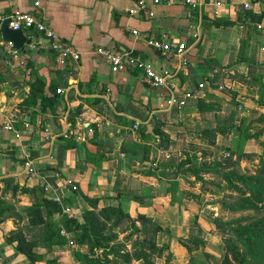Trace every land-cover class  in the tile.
<instances>
[{
    "label": "crops",
    "instance_id": "1",
    "mask_svg": "<svg viewBox=\"0 0 264 264\" xmlns=\"http://www.w3.org/2000/svg\"><path fill=\"white\" fill-rule=\"evenodd\" d=\"M143 1L145 9L136 0H0V14L34 12L78 55H61L34 30L22 31L30 43L11 55L0 37V264H30L4 238L22 226L18 216L27 222L21 212L31 203V192L21 187L38 184L61 213L78 220L91 209L86 196L99 199L98 206L118 202L131 217H150L167 229L170 244L187 236L191 217L206 228L197 201L176 185L183 165L175 172L160 165L173 161L177 166L175 141L194 142L193 135L210 145L200 131L214 132V144L223 133L213 113L243 92L241 76L250 55L245 48L239 58L240 43L248 36L247 26L257 23L245 26L242 17L261 14L258 24L264 27V0H191L196 4L191 17L183 0ZM150 37L185 45L186 64L175 71L173 97L199 83L202 88L181 107L167 103L170 92L150 87L141 71H111L109 62L93 52L108 48L155 71L175 70L172 50L152 48L146 42ZM35 82L41 84L39 97H55L42 110L37 97L34 105L23 104ZM65 143L70 146L64 148ZM14 184L15 190L9 186Z\"/></svg>",
    "mask_w": 264,
    "mask_h": 264
},
{
    "label": "rangeland",
    "instance_id": "2",
    "mask_svg": "<svg viewBox=\"0 0 264 264\" xmlns=\"http://www.w3.org/2000/svg\"><path fill=\"white\" fill-rule=\"evenodd\" d=\"M247 45L246 49L253 61L252 64L256 65L253 71L264 74V28L257 32L254 26L249 25ZM241 91L243 92L238 98L233 97L226 103H220L219 109L213 113L216 127L223 130V133L217 136L215 144L211 146L201 144L191 135L190 138L192 137L194 142L175 141L172 148L174 149L172 151L178 149L177 165H183V175L176 185L185 187L179 191L180 193H184L186 197L191 196L197 201L200 209L197 215L201 218L200 223L206 228L196 222V217H191L188 225L191 228L187 236L179 239L178 243L170 244L169 232L166 228H161L152 235L150 226L146 225L142 230L143 225L138 222V230H135L122 220L112 227L116 235V248L130 252L136 240L141 238L152 240L155 248L150 252L149 258L153 264H220L224 256L230 258L226 240L239 246L231 228L243 224L245 220L258 219L264 215V193H259V199L262 200L257 202L258 210H245L242 206L243 196L248 195V188L236 180L235 176H227L231 174L230 172H235L236 175L258 177L260 159L264 158V130L256 138L249 137L264 129V92L260 82L244 85ZM259 179L261 182L262 179ZM251 184L257 185L253 182ZM170 190H173L172 186ZM172 192V195H175L174 191ZM30 204L27 203L22 209ZM21 214L25 216L24 211ZM59 217L54 214L51 219L53 221ZM17 219L23 222L17 229L22 231L27 240L34 242L33 251L42 253L41 264H85L74 254L88 253L87 245L74 243V236L78 232L63 230L62 243L43 247L41 227L29 228L25 217L22 219L18 216ZM112 221L114 220L110 219L108 224H112ZM194 222L200 229L196 230ZM192 237L202 243L194 247ZM97 253L98 250H95V255ZM108 259L111 261L110 264L122 261L118 256L111 254L108 255ZM122 263L141 264L140 261L133 259Z\"/></svg>",
    "mask_w": 264,
    "mask_h": 264
},
{
    "label": "trees",
    "instance_id": "3",
    "mask_svg": "<svg viewBox=\"0 0 264 264\" xmlns=\"http://www.w3.org/2000/svg\"><path fill=\"white\" fill-rule=\"evenodd\" d=\"M261 20V14L252 15L251 13H245L241 22L245 25V22L247 24H250L251 22L259 23ZM248 29L249 25L247 26V31ZM247 43L248 36L245 40H241L239 49L241 53V57H239L240 59L242 58L243 49L248 46ZM247 62V73L245 76H241V80L246 85L260 82V86L264 92V87L262 85L264 74H258L253 71V69L256 68L255 65L252 64L253 61L251 59ZM40 86L41 84H39V82H35L30 85L29 95L23 101V104L34 105L37 97L39 101V109L42 110V105H44L48 100H54L55 97L53 96L39 97L37 94L41 92ZM263 130L264 129L253 135H249V137L256 138ZM199 136L204 138L208 144H214V132L210 130H202L200 131ZM69 146L70 144L65 143L63 147L67 148ZM165 147L166 146L163 144V148ZM171 162L173 163V161ZM172 163L167 162L166 164L160 166L166 172H171L172 168H174L173 172H175L174 170H178L179 165H174L172 167ZM51 168L55 169V167ZM230 173L231 174L227 176H235L236 180L240 181L248 188V195L243 196V208L245 210L252 211L258 210L259 207H257V202L262 200L259 199V193H264V158L260 159L258 177L250 175H236L235 172ZM259 178L262 179L261 182ZM251 182L256 183L257 185H253ZM9 186L13 190L18 187L17 184ZM21 188L23 191L31 192L32 203L25 207L23 211L29 228L41 227L43 247L62 243L63 237L60 235V230L78 232L74 236V243L77 245H87L88 253L82 255L75 252L74 254L77 255V258H81L85 264H110L111 261L108 259L109 254L118 256L125 262H130V260L133 259L140 261L141 264H153L149 258L150 252L155 248L152 240L150 241L146 238H141L133 243V248L130 252L120 251L116 248V235L115 232L112 231L113 225H118L122 220H125L128 224L127 226L133 227L135 230H138V222L143 225L142 230L146 228V225L150 226L152 235H154L161 230V227L154 223L150 217L142 214H137L135 217H131L118 202L114 204L104 202L98 206L99 199L83 196L91 209L83 211L80 215L81 221H78L76 217L67 216L61 213L58 203L45 197L43 185L38 184L37 187H34L33 189ZM118 197L119 195H116L114 198L116 199ZM54 214H60L58 223L53 222L51 219V216ZM110 219L114 220L112 221V224H108ZM194 224L195 227H197L196 230L200 229V227L196 225V222H194ZM190 228L191 227H189L188 232H190ZM231 230L234 232L239 246H236L227 239L226 246L228 248L230 258L224 256L220 264H264V215L258 219L245 220L243 224H238L237 226L232 227ZM193 238L194 237L191 238V241L193 242L194 247H198L199 243H202V241L199 242V240ZM4 241L6 244H12V248L19 254H22L30 264L41 261V256L33 251L34 242L27 240L20 229L16 228L10 231L8 236L4 238ZM181 245L188 249L186 245L182 243ZM95 250H98L96 255ZM122 261L117 264H123Z\"/></svg>",
    "mask_w": 264,
    "mask_h": 264
},
{
    "label": "built area",
    "instance_id": "4",
    "mask_svg": "<svg viewBox=\"0 0 264 264\" xmlns=\"http://www.w3.org/2000/svg\"><path fill=\"white\" fill-rule=\"evenodd\" d=\"M13 1V0H9ZM159 0H152V4L158 3ZM183 3L188 6L186 10V16L191 17V12L195 9L196 4L191 0H183ZM34 5H38V1L33 2ZM137 7L141 9H145L146 3L143 0H136ZM244 8H247L248 5L244 4ZM148 14L150 15V11L148 9ZM6 20V26L9 29L14 30H34L45 39L50 41V45L53 49L58 51L61 55H70L72 58H77V52L73 50L69 45L66 43L61 42L56 37V34L53 30L46 26L39 16L31 11H12L7 14H0V23L1 21ZM254 27L257 30H263V26L256 23ZM135 33V31H132ZM147 44L152 48L162 50L164 52H168L172 50L174 55L178 59V66L175 70H168V69H161L159 71H155L150 64L140 61L128 54L120 53L114 51L112 49L103 48V47H95L93 52L97 55L102 56L105 58L110 64L111 71H117L125 67H131L141 71L143 76L145 77L147 83L152 88H164L170 92V97L167 100V103L174 101L178 107L184 105V103L197 96V91L202 88V85L199 83L194 89H183L181 91V97L179 99H174L173 94L174 91L177 90V86L174 83L173 77L175 75V71L177 68L184 66L186 64V59L184 57L185 45L183 42H171L167 40H162L156 37H150L147 41ZM6 50L9 54L15 55L17 50L12 47L10 42H5ZM57 92L60 90L57 89ZM6 128L10 129L11 126L8 123L5 125ZM56 200V199H54ZM63 234V230H60V235Z\"/></svg>",
    "mask_w": 264,
    "mask_h": 264
},
{
    "label": "water",
    "instance_id": "5",
    "mask_svg": "<svg viewBox=\"0 0 264 264\" xmlns=\"http://www.w3.org/2000/svg\"><path fill=\"white\" fill-rule=\"evenodd\" d=\"M6 20L0 23V37L4 42H10L12 47L18 51L25 49L30 40L25 37L21 30L9 29L6 26Z\"/></svg>",
    "mask_w": 264,
    "mask_h": 264
}]
</instances>
